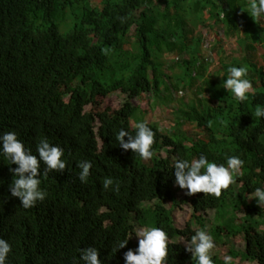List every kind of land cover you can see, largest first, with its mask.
I'll use <instances>...</instances> for the list:
<instances>
[{"label": "trees", "instance_id": "trees-1", "mask_svg": "<svg viewBox=\"0 0 264 264\" xmlns=\"http://www.w3.org/2000/svg\"><path fill=\"white\" fill-rule=\"evenodd\" d=\"M242 5L246 0H101L96 7L91 0H0V133L16 132L34 154L38 139L47 137L66 159L63 172L40 177L45 199L24 209L9 190V169L17 165L0 157V237L12 247L6 264H73L87 246L99 250L102 264H124V252L137 247L136 221L168 234V264H194L175 242L193 233L190 224L186 231L175 226L180 202L172 162L200 154L218 164L239 156L243 175L219 198L187 196L192 222L202 225L203 213L217 211L221 222L213 240L228 247L225 237H242L246 244L242 254L228 250L234 264H264V209L248 199L264 185V118L251 114L264 107V69L255 61L264 28ZM217 26L224 38L236 39L242 57L223 56L219 38L211 49L220 67L211 73L199 29ZM175 53L180 73L169 74L164 57ZM232 65L248 68L254 95L244 102L222 87ZM197 85L196 99L178 110L184 121L173 134L147 121L155 133L152 158L142 160L116 142V132L134 133L132 122L148 115L135 99L151 93L167 104L182 86ZM118 93L127 101L111 110L104 101ZM186 124L199 134L188 136ZM79 160L92 163L87 183L78 178ZM105 177L119 184L118 193L113 186L103 189ZM154 201L156 207H145ZM240 213L245 217L236 226ZM128 236V244L113 252L116 241ZM212 259L223 264L220 256Z\"/></svg>", "mask_w": 264, "mask_h": 264}, {"label": "clouds", "instance_id": "clouds-1", "mask_svg": "<svg viewBox=\"0 0 264 264\" xmlns=\"http://www.w3.org/2000/svg\"><path fill=\"white\" fill-rule=\"evenodd\" d=\"M254 21L264 28V0H246L242 5ZM102 51L107 52L108 49ZM246 66L232 65L227 68V78L223 80L222 87L230 93L235 100L244 102L252 93V82L247 78ZM254 118H264V107L257 105L253 112ZM134 133L121 128L115 134V140L119 146L139 156L142 160H149L154 156L153 144L155 133L148 126L147 121H140L134 125ZM127 137V139H125ZM64 149L59 145L49 142L47 137H40L36 143L35 154L31 148L25 147L14 131L0 133V157L7 164H15L17 167L10 168L14 178L9 185L11 196L19 198L21 207L28 209L34 207L39 201L47 196V191L41 187L43 176L47 178L50 172H63L66 167ZM244 161L236 155L226 157V164H218L210 161L204 154L198 159H177L172 162L174 168L175 184L186 190L185 195L192 196L203 192L205 196L219 198L222 190H228L230 185L236 183V177L242 176L241 171ZM43 166V167H42ZM80 169L78 178L81 183H87L92 167L91 161H77ZM41 169H43L41 173ZM70 170V168H69ZM119 192V184L112 177L102 180L103 189ZM255 198L257 205L264 209V185L256 187L249 193L248 199ZM138 237L135 250L128 249L124 252V264H168V234L161 227L142 226L134 230ZM131 236V235H130ZM130 236L117 240L112 251L124 248L128 244ZM216 243L208 232L207 224L194 231L191 238L185 242V251L191 253L194 264H213V254ZM12 251L10 243L0 237V264H6L7 257ZM79 261L73 259V264H102L99 250L94 246L80 248ZM223 264H234L231 255L222 256Z\"/></svg>", "mask_w": 264, "mask_h": 264}, {"label": "rangeland", "instance_id": "rangeland-1", "mask_svg": "<svg viewBox=\"0 0 264 264\" xmlns=\"http://www.w3.org/2000/svg\"><path fill=\"white\" fill-rule=\"evenodd\" d=\"M91 5L93 7L101 6V0H91ZM201 33L205 36V42L203 45V52L202 56L206 58L208 63L210 64L209 71L211 73H214L219 67H220V56L217 55L214 51V48L211 49L213 46H215L220 39L223 41L224 46V55L223 56H229V57H237L241 58V53H238V43L236 42V39L230 38L226 39L224 38V29L222 26H217L215 29L210 28H200L199 29ZM220 38V39H219ZM134 42L136 39H133ZM207 49H206V47ZM258 47V52L256 53L255 61L258 64V66L262 69H264V48L261 46ZM178 54H167L164 57V61L167 65V70L169 74L173 73H180V68L178 65H176L177 60L179 59ZM174 67V68H173ZM197 87L191 88L182 86L179 92L174 93V101L166 100L168 103H164L157 100V97L152 95L151 93L145 94L139 99L134 100V104L136 106H140L143 109L147 111L146 119L141 118V120L145 121H151V122H158L160 126L162 127L163 131L165 133H171L173 134V128L176 126L177 122L184 121L182 116H179L178 110L184 106H186L187 103L194 101L196 99L195 93H197ZM202 97L209 98L208 94L203 95ZM127 101V97L125 95L121 94H115L113 96H110L109 98L105 99V104L107 107H109L111 110H117L118 108L123 107L125 102ZM134 125L136 121L132 122ZM184 123V122H183ZM186 133L188 136L196 137L199 134V131L193 126V124H186L184 127ZM184 189L178 188L177 189V197L178 201L180 202V205L175 207L174 209V219H175V226L176 228L180 230H185L188 228L190 231L194 234V231L200 228H203L206 224L208 226V232L212 236V230L214 228H217L220 225V222L218 220V212L217 211H209L205 212L201 215V222L202 225L192 222L194 211L191 208V205L189 203H186L187 195H185ZM159 201H154L153 203H146L145 207H148L149 205L152 207H156L158 205ZM168 209L172 208V203L166 204ZM245 217V213H240L236 215V226H239ZM231 218V217H229ZM136 229L142 227L137 221L135 222ZM262 231H264V228H261ZM136 240L138 241V237L135 235ZM191 237L188 236L187 238H179L175 240L178 244L181 245V247L185 248V242L189 240ZM224 241L228 243V247H225V245L222 244V242H215L216 248L214 249L213 257L220 256L222 258L223 255H228V250L233 248L238 253H244L246 251V244L244 243V240L242 237L240 238H224ZM237 264H250V263H243L242 261H237Z\"/></svg>", "mask_w": 264, "mask_h": 264}]
</instances>
